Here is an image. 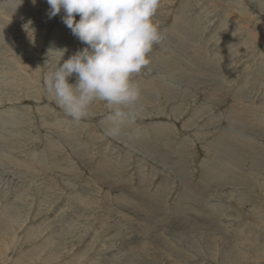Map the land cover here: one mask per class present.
I'll return each instance as SVG.
<instances>
[{
    "label": "rangeland",
    "instance_id": "374dc122",
    "mask_svg": "<svg viewBox=\"0 0 264 264\" xmlns=\"http://www.w3.org/2000/svg\"><path fill=\"white\" fill-rule=\"evenodd\" d=\"M250 2L161 0L142 111L111 138L102 102L76 124L44 90L50 50L85 47L63 9L0 0V264H264V0Z\"/></svg>",
    "mask_w": 264,
    "mask_h": 264
},
{
    "label": "clouds",
    "instance_id": "9594fccd",
    "mask_svg": "<svg viewBox=\"0 0 264 264\" xmlns=\"http://www.w3.org/2000/svg\"><path fill=\"white\" fill-rule=\"evenodd\" d=\"M35 3V0H33ZM49 18L63 9V23L85 45L67 60L58 52L44 74V90L76 124L90 116L94 102L110 113L104 134L121 135L126 123H134L142 107L136 76L150 64L154 45L165 32L156 19L161 0H47ZM79 16V20H76ZM75 77V83L69 79Z\"/></svg>",
    "mask_w": 264,
    "mask_h": 264
},
{
    "label": "bare ground",
    "instance_id": "6f19581e",
    "mask_svg": "<svg viewBox=\"0 0 264 264\" xmlns=\"http://www.w3.org/2000/svg\"><path fill=\"white\" fill-rule=\"evenodd\" d=\"M250 1H255V0H249V2H250ZM207 2H208V1H207ZM257 2H258V1H257ZM257 2H256V3H257ZM259 2H260V1H259ZM250 3H251V2H250ZM43 5H44V4H43ZM250 5H251V4H250ZM253 5H254V3H253ZM254 6L256 7V5H254ZM257 7H258V6H257ZM253 8H254V7H253ZM261 9H262V8H261ZM229 11H230V10H229ZM247 14H248V13H247ZM249 18H250V17H249ZM222 19H223V18H222ZM224 19H225V18H224ZM223 21H224V20H223ZM225 22H226V21H225ZM221 23H222V22H221ZM63 26H64V25H63ZM2 27H3V26H2ZM61 27H62V26H61ZM4 28H5V27H4ZM62 28H65V27H62ZM62 28H61V29H62ZM260 29H262V28H260ZM230 30H231V29H230ZM231 31H232V30H231ZM0 32H1V31H0ZM166 32H167V31H166ZM247 32H248V31H247ZM1 33H2V32H1ZM57 36H58V35H57ZM165 36H166V35H165ZM244 36H245V35H244ZM261 36H262V35H261ZM52 37H53V36H52ZM54 37H56V36H54ZM173 37H174V36H173ZM244 38H245V37H244ZM69 39H70V38H69ZM30 40H31V39H30ZM230 40H231V39H230ZM180 41H181V40H180ZM174 42H175V41H174ZM170 43H171V42H170ZM175 43H177V40H176ZM171 44H173V43H171ZM183 44H184V43H183ZM174 46H175V45H174ZM185 46H186V45H185ZM51 48H52V47H51ZM163 48H165V46H164ZM174 48H175V47H174ZM187 48H188V47H187ZM176 49H177V46H176ZM177 50H178V49H177ZM181 52H182V51H181ZM187 52H188V51H186L185 53H187ZM18 54H19V53H18ZM153 54H155V53H153ZM262 54H263V53H262ZM163 55H164V54H163ZM185 56H186V55H185ZM156 57H158V56H156ZM161 57H162V56H161ZM192 59H193V58H192ZM37 60H38V59H37ZM151 60H152V58H151ZM42 61H43V60H42ZM200 62H201V61H200ZM192 63H193V61H192ZM257 63H258V62H257ZM261 64H262V63H261ZM159 65H160V64H159ZM258 65H259V64H258ZM161 66H162V65H161ZM164 66H165V65H164ZM163 68H164V67H163ZM149 69H150V68H149ZM160 69H161V68H160ZM155 70H156V69H155ZM208 70H209V69H208ZM208 70H207V71H208ZM157 71H158V70H157ZM178 71H179V70H178ZM161 72H162V71H161ZM161 72H159V73H161ZM166 72H167V71H166ZM179 72H180V71H179ZM190 76H191V75H190ZM205 76H207V75H205ZM18 77H19V76H18ZM163 77H164V76H163ZM178 77H179V76H178ZM192 77H193V76H192ZM159 78H160V77H159ZM187 78H188V77H187ZM198 78H199V77H198ZM202 78H203V77H202ZM202 78H201V79H202ZM204 79H205V78H204ZM211 79H212V78H211ZM146 80H147V79H146ZM182 80H183V79H182ZM207 80H208V79H207ZM212 80H213V79H212ZM12 81H13V80H12ZM157 81H158V79H157ZM167 81H168V80H167ZM139 82H140V81H139ZM158 82H159V81H158ZM184 82H186V81H184ZM200 82H201V81H200ZM200 82H199V83H200ZM163 83H164V82H163ZM180 83H182V82H180ZM209 83H210V82H209ZM186 84H187V83H186ZM188 84H189V83H188ZM217 84H218V83H217ZM147 85H148V84H147ZM154 85H155V84H154ZM145 86H146V85H145ZM149 86H150V85H149ZM160 86H161V85H160ZM171 86H172V85H171ZM180 86H181V85H180ZM172 89H173V88H172ZM187 89H188V87H187ZM2 90H3V89H2ZM169 90H170V89H169ZM198 90H199V89H198ZM162 91H163V89H162ZM163 92H164V91H163ZM165 93H166V92H165ZM242 93H243V92H242ZM154 94H155V93H154ZM159 94H160V93H159ZM189 94H190V93H189ZM197 94H198V93H197ZM218 98H219V97H218ZM242 98H243V97H242ZM171 100H172V99H171ZM199 100H200V99H199ZM222 102H223V101H222ZM195 103H196V102H195ZM195 103H194V104H195ZM203 104H204V103H203ZM241 104H242V102H241ZM239 105H240V104H239ZM211 107H212V106H211ZM205 108H206V107H205ZM242 108H243V107H242ZM12 109H13V108H12ZM18 109H19V108H18ZM210 109H211V108H210ZM201 110H202V108H201ZM201 110H200V111H201ZM206 110H207V109H206ZM13 111H15V110H13ZM13 111H12V112H13ZM163 111H164V110H163ZM238 111H239V110H238ZM8 112H10V111H7V113H6V112H5V113L8 114ZM13 113H14V112H13ZM200 114H201V113H200ZM200 114H199V115H200ZM1 115H2V114H1ZM4 115H5V114H4ZM90 115H91V114H90ZM93 115H94V114H93ZM93 115H92V116H93ZM10 116H11V115H10ZM18 116H19V115H18ZM239 116H240V115H239ZM6 117H7V115H6ZM12 117H13V116H11V119H12ZM144 117H145V116H144ZM8 118H9V115H8ZM8 118H7V119H8ZM18 118H19V117H18ZM18 118H17V119H18ZM5 119H6V118H5ZM7 119H6V120H7ZM11 119H10V120H11ZM17 119H16V120H17ZM19 119H20V118H19ZM19 119H18V120H19ZM177 119H178V118H177ZM0 120H2V119H0ZM8 120H9V119H8ZM227 120H228V119H227ZM13 121H14V120H13ZM13 121H12V122H13ZM194 121H195V120H194ZM237 121H238V120H237ZM241 121H242V120H241ZM195 122H196V121H195ZM7 123H8V122H7ZM10 123H11V121H10ZM240 123H241V122H240ZM246 124H248V122H246ZM249 125H250V124H249ZM101 126H102V125H101ZM205 126H206V125H205ZM205 126H204V127H205ZM260 126H261V125H260ZM75 127H76V126H75ZM103 127H104V126H103ZM242 127H243V125H242ZM244 128H246V127H244ZM47 129H48V128H47ZM146 129H147V128H146ZM215 129H216V128H215ZM148 130H149V129H148ZM151 130H152V129H151ZM236 130H237V129H236ZM252 130H253V129H252ZM210 131H211V130H210ZM228 131H229V130H228ZM243 131H244V130H243ZM250 131H251V130H250ZM253 131H254V130H253ZM231 132H232V131H231ZM260 133H261V132H260ZM5 135H7V132H6ZM5 135H4V136H5ZM249 135H251V134H249ZM2 136H3V135H2ZM196 136H197V135H196ZM226 137H228V136H226ZM205 138H206V137H205ZM228 138H229V137H228ZM6 139H7V138H6ZM67 139H68V138H67ZM239 139H240V138H239ZM262 139H263V138H262ZM223 140H224V139H223ZM226 140H227V139H226ZM3 141H4V140H3ZM238 141H239V140H238ZM68 142H69V141H68ZM244 142H245V141H244ZM254 142H255V141H254ZM68 144H69V143H68ZM70 144H71V143H70ZM149 144H150V143H149ZM243 144H244V143H243ZM0 145H1V144H0ZM10 145H11V144H10ZM219 145H220V144H219ZM229 145H230V143H229ZM233 145H235V144H233ZM6 146H7V145H6ZM145 147H146V146H145ZM242 147H243V146H242ZM242 147H241V148H242ZM252 147H253V146H252ZM232 148H233V147H232ZM238 148L241 149L239 146H238ZM11 149H12V148H11ZM149 149H150V148H149ZM211 149H212V148H211ZM222 149H223V148H222ZM243 149H244V148H243ZM231 150H232V149H231ZM231 150H230V151H231ZM161 151H162V150H161ZM211 151H212V150H211ZM143 152H144V151H143ZM162 152H163V151H162ZM237 152H238V151H237ZM247 152H248V151H247ZM262 152H263V151H262ZM216 153H218V152H216ZM233 153H234V151H233ZM238 154H239V153H237V155H238ZM252 154H254V153H252ZM233 155H234V154H233ZM241 155H242V154H241ZM246 155H247V154H246ZM86 156H87V155H86ZM227 156H228V155H227ZM242 156H243V155H242ZM238 157H239V156H238ZM82 158H83V157H82ZM84 159H86V158H84ZM237 159H239V158H237ZM245 159H246V158H245ZM259 159H260V158H259ZM234 160L236 161L235 158H234L232 161H234ZM260 161H261V160H260ZM51 162H52V161H51ZM84 162H85V161H84ZM243 162H244V160H243ZM262 162H263V160H262ZM0 163H1V162H0ZM9 163H10V162H9ZM220 163H221V162H220ZM241 163H242V162H241ZM1 164H2V163H1ZM3 164H4V163H3ZM215 164H216V163H215ZM215 164H214V165H215ZM262 164H263V163H262ZM5 165H6V164H5ZM5 165H4V166H5ZM102 165H104V164H102ZM216 165H217V164H216ZM219 165H220V164H219ZM221 165H223V164H221ZM258 165H259V164H258ZM212 166H213V165H212ZM223 166H224V165H223ZM263 166H264V165H263ZM213 167H214V166H213ZM220 167H221V168H224V167H222V166H220ZM257 167H258V166H257ZM105 168H106V167H105ZM105 168H104V169H105ZM218 168H219V167H218ZM227 168H228V167H227ZM216 169H217V168H216ZM237 169H238V168H237ZM251 170H252V169H251ZM100 171H101V170H100ZM231 171H232V170H231ZM231 171H230V172H231ZM237 171H238V170H237ZM261 171H262V170H261ZM102 172H103V171H102ZM232 172H233V171H232ZM217 173H218V172H217ZM221 173H222V170H221ZM224 173H225V172H224ZM257 173H258V172H257ZM102 174H103V173H102ZM104 174H105V173H104ZM203 174H204V173H203ZM206 174H207V173H206ZM226 174H227V173H226ZM260 174H261V173H260ZM108 175H109V174H108ZM108 175H107V176H108ZM221 175H222V174H221ZM235 175H237V174H234V176H235ZM238 175H239V174H238ZM214 176H215V175H214ZM223 176H224V174H223ZM223 176H222V177H223ZM226 176H227V175H226ZM226 176H224V177L226 178ZM231 176H232V175H231ZM103 177H104V176H103ZM232 177H233V176H232ZM213 178H214V177H213ZM8 179H9V178H8ZM209 179H210V178H209ZM228 179H229V178H228ZM206 180H208V179H206ZM213 180H214V179H212V182H213ZM231 180H232V179H231ZM108 182H109V181H108ZM206 182L208 183V181H206ZM209 182H210V181H209ZM68 183H69V182H68ZM4 184H5V183H4ZM60 185H62V184H60ZM67 185H68V184H67ZM205 185H206V184H205ZM221 185H222V184H221ZM224 185H225V184H224ZM238 185H239V184H238ZM26 186H27V185H26ZM202 186H203V185H202ZM202 186H201V187H202ZM208 186H209V185H208ZM208 186H207V187H208ZM216 187H217V186H216ZM9 188H10V187H9ZM206 189H207V188H206ZM206 189H205V191H206ZM232 190H233V189H232ZM211 191H212V190H211ZM227 191H228V190H227ZM27 192H28V191H27ZM198 193H199V192H198ZM31 194H32V193H31ZM200 194H201V193H200ZM27 195H28V194H27ZM194 195H195V194H194ZM39 196H40V195H39ZM182 196H184V195H182ZM182 196H181V197H182ZM185 196H186V195H185ZM185 196H184V197H185ZM221 196H222V195H221ZM181 197H180V198H181ZM186 197H187V196H186ZM16 198H17V197H16ZM75 198H76V196H75ZM188 198H189V197H188ZM73 199H74V198H73ZM118 199H119V198H118ZM186 199H187V198H186ZM186 199H185V200L183 199V200H184L183 203H185ZM32 201H33V200H32ZM68 201H69V200H68ZM72 201H73V200H72ZM180 201H182V200H180ZM12 203H13V202H12ZM20 203H21V202H20ZM78 203H79V202H78ZM80 203H81V202H80ZM178 203H180V202H178ZM188 203H189V202H188ZM74 204H75V203H74ZM79 205H81V204H79ZM138 205H140V204H138ZM178 205H180V204H178ZM178 205H177V206H178ZM181 205H182V204H181ZM69 206H70V205H69ZM153 206H154V205H153ZM72 207H73V206H72ZM189 207H190V206H189ZM81 208H82V207H81ZM177 208H178V207H176L175 209H177ZM184 208L186 209L185 205H184ZM261 208H262V207H261ZM180 209H183V208H180ZM71 210H72V209H71ZM183 210H184V209H183ZM65 211H66V210H65ZM181 211H182V210H181ZM237 211H238V210H237ZM174 212H176V211H174ZM11 213H12V212H11ZM30 213H31V212H30ZM177 213H178V212H177ZM179 213H180V212H179ZM182 213H183V211H182ZM194 214H195V213H194ZM57 215H58V214H57ZM153 216H154V215H153ZM160 216H161V215H160ZM168 216H169V215H168ZM5 217H6V216H5ZM97 217H98V216H97ZM143 217H144V216H143ZM154 217H155V216H154ZM174 217H175V216H173V218H174ZM182 217H184V216H182ZM190 217H191V216H190ZM147 218H148V217H147ZM166 218H167V217H166ZM192 218H194V217H192ZM3 219H5V218H3ZM23 219H24V218H23ZM254 219H255V218H254ZM33 220H34V219H33ZM182 220H183V219H182ZM194 220H195V219H194ZM206 220H207V219H206ZM144 222H145V221H144ZM208 223H209V222H208ZM159 224H160V223H159ZM145 225H146V224H145ZM185 225H186V224H185ZM158 227H159V226H158ZM171 227H172V226H171ZM183 227H184V226H183ZM190 227H191V224H190ZM190 227H189V228H190ZM196 227H197V226H196ZM213 227H214V226H213ZM57 228H58V227H57ZM168 228H169V227H168ZM145 229H147V228H145ZM239 230H240V229H239ZM61 231H62V230H61ZM74 231H75V230H74ZM148 231H149V230H148ZM232 231H233V230H232ZM263 231H264V230H263ZM145 232H146V231H145ZM221 233H222V232H221ZM26 234H27V233H26ZM187 234H188V233H187ZM205 234H206V233H205ZM71 235H72V234H71ZM226 235H227V234H226ZM211 236H212V235H211ZM70 237H71V236H70ZM215 237H216V236H215ZM228 237H229V235H228ZM226 238H227V237H226ZM159 239H160V238H159ZM174 239H176V238H174ZM113 240H114V239H113ZM177 240H178V238H177ZM154 241H155V240H154ZM223 241H224V240H223ZM5 243H7V242H5ZM112 243H114V242H112ZM166 243H167V242H166ZM197 243H199V242H197ZM210 243H212V242H210ZM228 243H229V242H228ZM20 244H21V243H20ZM106 244H107V243H106ZM130 244H131V243H130ZM178 244H179V243H178ZM195 244H196V243H195ZM208 244H209V243H208ZM114 245H115V244H114ZM137 245H138V244H137ZM187 245H188V243H187ZM193 245H194V244H193ZM138 247H139V246H138ZM138 247H136L137 249H136V248H135V249L138 250V249H139ZM184 247H185V246H184ZM206 247H207V246H206ZM224 247H225V246H224ZM79 248H80V247H79ZM130 248L132 249V246H131ZM130 248H129V249H130ZM185 248H187V247H185ZM193 248H194V247H193ZM229 248H230V247H229ZM40 249H41V248H40ZM43 249H44V248H43ZM131 249H130V252H131ZM195 249H196V248H195ZM234 249H235V248H234ZM244 249H245V248H244ZM85 250H86V249H85ZM127 250H128V249H127ZM136 250H135V253H136ZM188 250H189V249H188ZM191 250H192V249H191ZM128 251H129V250H128ZM128 251H127V252H128ZM207 251H208V249H207ZM222 251H223V250H222ZM235 251H236V250H235ZM65 252H66V251H65ZM102 252H103V251H102ZM102 252H101V253H102ZM140 252H141V251H140ZM196 252H197V251H196ZM196 252H195V253H196ZM236 252H237V251H236ZM66 253H67V252H66ZM75 253H76V252H75ZM132 253H134V252H132ZM132 253H130V254H132ZM226 253H227V252H226ZM73 254H74V253H73ZM81 254H82V253H81ZM98 255H99V254H98ZM116 255H117V254H116ZM195 255H196V254H195ZM1 256H2V255H1ZM111 256H112V255H111ZM141 256H142V255H141ZM187 256H189V255H187ZM123 257H124V256H123ZM125 257H126V256H125ZM94 258L96 259L97 257H94ZM177 258H178V257H177ZM18 259H19V258H18ZM21 259H22V258H21ZM21 259H20V260H21ZM95 259H94V260H95ZM99 259H101V258H99ZM15 260H16V259H15ZM79 260H80V259H79ZM102 260H103V259H102ZM104 260H106V258H105ZM117 260H118V259H117ZM130 260H131V259H130ZM202 260H203V259H202ZM210 260H211V259H210ZM223 260H224V259H223ZM0 261H1V260H0ZM98 261H100V260H98V258H97V262H98ZM106 261H107V260H106ZM133 261H134V260H133ZM144 261H145V260H144ZM238 261H239V260H238ZM136 262H137V261H136ZM142 262H143V261H142ZM186 262H187V261H186ZM101 263H102V262H101ZM104 263H105V262H104ZM126 263H127V262H126ZM134 263H135V262H134ZM177 263H178V262H177ZM205 263H206V262H205ZM230 263H231V260H230ZM243 263H244V262H243ZM22 264H23V263H22ZM186 264H187V263H186ZM192 264H193V263H192ZM257 264H258V263H257Z\"/></svg>",
    "mask_w": 264,
    "mask_h": 264
}]
</instances>
